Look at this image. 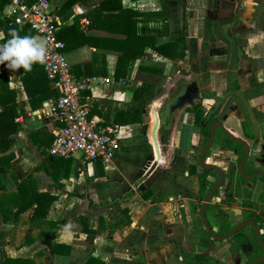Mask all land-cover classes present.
I'll return each mask as SVG.
<instances>
[{
    "label": "crops",
    "instance_id": "crops-1",
    "mask_svg": "<svg viewBox=\"0 0 264 264\" xmlns=\"http://www.w3.org/2000/svg\"><path fill=\"white\" fill-rule=\"evenodd\" d=\"M49 1L75 78L90 80L83 97L90 101L91 117L115 122L122 103L131 100L140 84L138 76L146 74L139 73L144 62L160 67L164 78L144 106L142 121L121 125L124 129L112 160L84 164L76 158L49 157L48 145L43 146L45 153L40 151L31 134L38 138L53 134L55 98L45 97L32 107L23 71L2 66L9 86L16 91L19 127L11 148L15 161L2 179L6 188L0 182V250L15 262L0 264H85L89 257L105 264H159L168 258L163 251L180 243L173 234L176 218L192 210L197 201L196 178L189 171L198 139L195 113L203 115L210 110L223 114L226 129L246 141L252 152L263 153L264 0H185V58L172 60L147 47L146 55L128 61L118 77L116 18L106 22L104 9L95 12L100 0H73L71 8L62 12L65 0ZM118 3L141 13L137 27H160L163 16L157 12L165 7L169 31L182 28L183 0H116L115 6ZM7 11L4 5L1 17L6 21ZM25 32L39 38L29 29ZM3 36L0 31V39ZM168 39L164 34L157 42ZM190 81H196L199 98H194L192 105L171 110L173 93ZM40 84L53 86L42 73ZM131 154H135L133 162ZM225 156L224 150L215 146L210 154L213 159ZM147 159L151 167L144 171ZM169 160L170 165L161 171V164ZM153 169L157 172L151 194L141 198L134 184ZM35 191L48 194L43 203L46 209L33 215L34 202L16 212L9 197L20 193L26 199ZM79 216L87 217L93 231L91 240L81 229ZM55 245L68 248L52 252L50 247ZM178 258L186 261L182 253ZM194 260L190 258L187 264Z\"/></svg>",
    "mask_w": 264,
    "mask_h": 264
},
{
    "label": "trees",
    "instance_id": "trees-1",
    "mask_svg": "<svg viewBox=\"0 0 264 264\" xmlns=\"http://www.w3.org/2000/svg\"><path fill=\"white\" fill-rule=\"evenodd\" d=\"M24 1L27 3H31L35 0ZM115 2L116 0H100L98 2L99 8L95 12H98L99 9H104L106 11V22L113 21V19L110 20L111 17L116 18V20L114 19L113 23L116 25L117 31L119 32L117 43L120 52L117 60V68L115 70V75L117 77L120 75L121 71L124 70V66L128 61H130L131 59H135L136 57L145 56V49L147 47L154 49L155 51L172 60L185 58L188 36L187 23L185 20V0H183L182 28L178 32L169 31L168 24L166 22L168 13L165 7H162L161 10L157 12L158 15L163 16V22L160 27L149 28L145 24L137 27V23L139 21L137 16L141 15V13L131 8H123L120 3L115 6ZM72 3L73 0H65L60 8V12L69 10ZM5 4L6 0H0V31H3L4 33L3 38L0 39V43H3L9 38L12 30H15L18 35H28L25 32L27 29L25 26L18 27L16 25H9L7 24V21L1 17V12ZM31 32L34 33L33 31ZM58 32L59 31L57 29L56 35L61 40ZM164 34L168 35L169 39L166 42L158 43L157 38ZM203 45H205L204 42ZM3 65L4 64H0V182L1 186L6 188V185L2 183V179L6 174L7 169L12 165V162L15 161V154L11 148L15 140L14 134L17 132L19 127V122L16 120L18 116L16 91L9 86L8 75L2 68ZM20 69L24 73L22 76V81L32 107L39 106L41 101L45 97L52 96V98H55L57 96V92L53 86L49 87L47 84H45L44 86L40 84L41 73L45 77V80L50 82V80L46 77L40 63H34L32 65L31 70L34 74H31L30 71L25 72L22 68ZM70 70L73 74L71 66ZM143 72L146 74L145 76H138L140 77V84L135 88L131 100L122 103V109L118 110L116 113L115 122L120 125L142 121V111L144 106L147 105L154 97L156 85L164 78L161 68L155 64H148L144 62L139 67V73ZM30 80H33L34 82L31 81V83H28ZM37 99L39 101L37 103H34V101ZM207 132V129L203 127L202 143H204L207 139ZM31 137L37 144L40 151L42 153H45L43 146L49 145L51 143L53 134H43L42 137L38 138L35 133H32ZM51 158L60 160L64 157ZM206 173L207 171L204 170L202 175L205 176ZM151 184V180H147L145 176L141 175L134 184L135 192L141 198H147L151 194ZM205 191L206 183H201V198L204 197ZM127 192L130 193V190L127 189ZM19 194H12V196L9 197L12 203L16 206V212L26 209L34 202L36 203V207L34 209L33 215H37L39 211H43V209H46V206L45 208H43V203L46 202L48 194L35 191L33 193V196L29 195L26 199L22 196H19ZM211 208L212 205L208 206V209ZM8 210L11 211V207L10 209L8 208ZM77 219L82 224L81 229H83L87 233L88 239L91 240L93 231L88 227L87 217L79 216ZM221 230L226 231L227 228H223ZM236 235H238V233L235 234L234 237L237 240H240V238ZM205 246H207V243H205ZM58 247H62L65 249L68 248L67 245H55L51 246L50 249L53 252L54 249ZM198 258H200L201 260V258H204V255L196 256L193 259H195L194 261H196ZM0 261L12 263L15 262V260L8 258L3 250H0ZM85 264H105V262L96 257H89ZM246 264H248V262Z\"/></svg>",
    "mask_w": 264,
    "mask_h": 264
},
{
    "label": "flooded vegetation",
    "instance_id": "flooded-vegetation-1",
    "mask_svg": "<svg viewBox=\"0 0 264 264\" xmlns=\"http://www.w3.org/2000/svg\"><path fill=\"white\" fill-rule=\"evenodd\" d=\"M178 104V101L172 103L171 110L175 109ZM223 116V114L218 115L216 112L210 110L204 112L203 115L199 114V112L195 113V125L198 130V139L193 148V163L189 166V171H191L196 178L197 199L201 198V183H206L205 195L202 198L204 201L209 189L221 178L222 181L220 185L214 191L205 208V216L211 229L216 235H222L238 223L251 219L256 223L263 246L259 242L253 225L250 223L244 225L234 234L225 239L217 240L213 238L205 229L200 217V206L203 201L197 207L196 221L202 226V231L206 235L207 239L202 242L205 248H211L213 244L212 242L226 240L228 242L226 249L232 255L234 260L237 261L235 264H246L247 262L250 264L253 259L262 257L264 254V230L260 219V217H263L261 214L264 213V150L263 153L252 152L250 145L246 141L241 139L234 131L226 129L223 126ZM213 121L220 122L224 129L236 138L242 140L244 143L232 140L219 126H216L212 142L202 157L204 163L214 165L216 169L204 168L200 165L198 160L200 152L209 137V125ZM161 124L166 126L167 123L165 120L161 119ZM203 127L208 131L207 139L204 143H202ZM160 128H162V126ZM214 146L215 149L221 151L224 150V153L226 154L224 159L210 158ZM168 165H170V160L161 164V171ZM150 167L151 160L147 159L144 163L143 170L147 171ZM204 170L207 171L205 176L202 175ZM156 172L157 171L154 169L151 170L145 178L151 180L153 183L156 177ZM183 203V200H181L180 204L182 206L184 205ZM210 205H212V208L208 209V206ZM210 212H212L211 216H209ZM230 214L240 216L241 219L233 223L230 219ZM181 217L182 216H180V218ZM212 217L215 219L212 220ZM223 228H227V230L222 231L221 229ZM237 233L238 235L236 236H238L240 240H237L234 237ZM205 243H207V246H205ZM256 264H264V262L260 261Z\"/></svg>",
    "mask_w": 264,
    "mask_h": 264
},
{
    "label": "built area",
    "instance_id": "built-area-1",
    "mask_svg": "<svg viewBox=\"0 0 264 264\" xmlns=\"http://www.w3.org/2000/svg\"><path fill=\"white\" fill-rule=\"evenodd\" d=\"M7 23L25 26L39 38L46 40L47 55L41 67L57 90L52 102V120L56 122L53 139L46 148L49 157L76 158L84 164L112 160L123 127L89 115L90 101L83 97L89 79L75 78L64 51L63 42L57 37L59 22L53 14L49 0H6ZM107 79H105L106 81Z\"/></svg>",
    "mask_w": 264,
    "mask_h": 264
},
{
    "label": "rangeland",
    "instance_id": "rangeland-1",
    "mask_svg": "<svg viewBox=\"0 0 264 264\" xmlns=\"http://www.w3.org/2000/svg\"><path fill=\"white\" fill-rule=\"evenodd\" d=\"M132 159L130 162L134 161L135 154H131ZM203 199H197L192 210H187L182 213L181 218H176V229H174L175 235L179 237L180 243L178 245H171L166 249L168 253V258L163 261H159V264H187L190 261V258H195L199 255H204V258H198L196 261H193L192 264H235L237 261L234 260L232 255L226 249L228 242L226 240L212 242L211 248H205L203 246V241L206 238V235L202 231V226L196 221L197 207L202 203ZM209 213V216H211ZM260 217L262 221V227L264 230V213ZM212 220L215 218L212 217ZM230 219L233 223L241 219L240 216L230 214ZM246 230V229H245ZM231 240V239H230ZM168 250V251H167ZM183 254L186 261H181L178 256ZM158 264V262L156 263Z\"/></svg>",
    "mask_w": 264,
    "mask_h": 264
},
{
    "label": "water",
    "instance_id": "water-1",
    "mask_svg": "<svg viewBox=\"0 0 264 264\" xmlns=\"http://www.w3.org/2000/svg\"><path fill=\"white\" fill-rule=\"evenodd\" d=\"M199 88H198V85L196 83V81H190V82H185L183 83L177 90L176 92L173 93L172 95V103L174 102H177L178 101V107H182L184 105H192L193 104V100L194 98H199ZM216 126H219L223 132L229 137L231 138L232 140L236 141V142H242V140L236 138L235 136H233L232 134H230L226 129H224L222 127V125L220 124V122L218 121H213L211 122V124L209 125V137L206 141V143L204 144L203 146V149L202 151L200 152V155H199V163L202 167L204 168H215L216 167L214 165H209V164H206L203 162L202 160V157H203V154L205 153V151L208 149V147L210 146L211 142H212V139H213V134H214V129ZM244 144V143H243ZM218 170V169H217ZM222 179L220 178L210 189L209 191L207 192L206 194V197L203 201V203L201 204L200 206V217H201V220L204 224V227L205 229L207 230V232L215 239L217 240H220V239H225L229 236H231L232 234H234L236 231H238L241 227H243L244 225L250 223L253 225L254 227V230L256 232V235L259 239V242L262 244L263 246V242H262V239L260 237V232L256 226V223L249 219V220H246V221H243V222H240L238 223L236 226H234L232 229H230L229 231H227L226 233L222 234V235H216L215 232L211 229L207 219H206V216H205V208H206V205L207 203L210 201L214 191L218 188V186L220 185ZM235 203V202H233ZM264 262V254L262 257H259V258H256V259H253L250 264H256L257 262Z\"/></svg>",
    "mask_w": 264,
    "mask_h": 264
},
{
    "label": "clouds",
    "instance_id": "clouds-1",
    "mask_svg": "<svg viewBox=\"0 0 264 264\" xmlns=\"http://www.w3.org/2000/svg\"><path fill=\"white\" fill-rule=\"evenodd\" d=\"M46 55V40L32 35H18L15 30L0 43V64L12 71L17 68L30 71L34 63H44Z\"/></svg>",
    "mask_w": 264,
    "mask_h": 264
}]
</instances>
